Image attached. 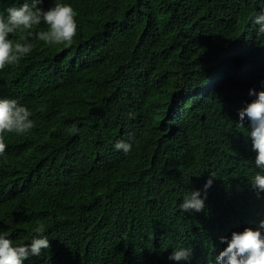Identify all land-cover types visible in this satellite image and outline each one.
Instances as JSON below:
<instances>
[{
    "label": "trees",
    "instance_id": "obj_1",
    "mask_svg": "<svg viewBox=\"0 0 264 264\" xmlns=\"http://www.w3.org/2000/svg\"><path fill=\"white\" fill-rule=\"evenodd\" d=\"M16 2L0 0V15ZM55 3L77 13L72 45L38 40L42 23L10 35L32 51L0 70V99L35 122L5 134L0 234L27 245L44 224L50 248L24 264H178L169 256L181 247L192 256L179 264H214L222 237L264 220L249 122L236 124L249 90L264 91V36L252 22L264 0L40 6ZM196 191L204 210L183 212Z\"/></svg>",
    "mask_w": 264,
    "mask_h": 264
},
{
    "label": "clouds",
    "instance_id": "obj_2",
    "mask_svg": "<svg viewBox=\"0 0 264 264\" xmlns=\"http://www.w3.org/2000/svg\"><path fill=\"white\" fill-rule=\"evenodd\" d=\"M44 0H30V2L13 3L7 8V17L0 15V70L8 66H16L21 59L32 51V44L18 42L10 39V35L26 33L42 23L47 26L46 31L38 32L37 38L48 45L71 46L77 35V13L64 3H55L53 7L45 10L40 5ZM257 27V38L264 36V11L257 14L253 21ZM249 95L255 99L246 104L238 112L240 127H245L247 118L248 136L251 140V150L256 154L255 168L258 169L249 181L253 190L260 198L264 193V91L257 93L249 90ZM31 111L15 99H0V157L6 155L7 145L5 134L23 135L35 127L30 119ZM70 134L78 132L73 126ZM116 150L125 154L131 151L132 145L118 141L114 145ZM215 178L210 175L205 184V190L211 187ZM199 191L191 192L183 199L180 209L185 213L201 212L205 208L204 199L200 198ZM34 232L38 235L31 239L27 245L16 244L5 234H0V264H24L30 256H39L41 251L50 248L49 240L43 233L46 231L43 223L37 221ZM192 256L190 248H178L169 256V260L178 262L189 261ZM214 264H264V220L257 226H249L243 232L228 233L220 240V246L210 259Z\"/></svg>",
    "mask_w": 264,
    "mask_h": 264
},
{
    "label": "bare ground",
    "instance_id": "obj_3",
    "mask_svg": "<svg viewBox=\"0 0 264 264\" xmlns=\"http://www.w3.org/2000/svg\"><path fill=\"white\" fill-rule=\"evenodd\" d=\"M16 94V93H15ZM26 94V93H25ZM239 94V93H238ZM243 95V94H242ZM241 99V98H240ZM245 124V123H244ZM238 129V128H237ZM240 130V129H239ZM241 134V133H240ZM245 136V135H244ZM245 181V180H244Z\"/></svg>",
    "mask_w": 264,
    "mask_h": 264
}]
</instances>
